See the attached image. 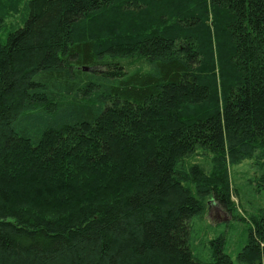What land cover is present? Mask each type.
<instances>
[{
    "label": "trees",
    "instance_id": "trees-1",
    "mask_svg": "<svg viewBox=\"0 0 264 264\" xmlns=\"http://www.w3.org/2000/svg\"><path fill=\"white\" fill-rule=\"evenodd\" d=\"M27 8L0 40V264H236L194 249L210 201L238 212L233 166L264 188V0ZM246 219L238 259L264 264Z\"/></svg>",
    "mask_w": 264,
    "mask_h": 264
},
{
    "label": "rangeland",
    "instance_id": "rangeland-1",
    "mask_svg": "<svg viewBox=\"0 0 264 264\" xmlns=\"http://www.w3.org/2000/svg\"><path fill=\"white\" fill-rule=\"evenodd\" d=\"M28 1L0 0V7L6 12H9L11 8L17 11L6 17L4 27L0 31L1 42L6 43L10 33L24 26L29 12ZM202 159V153L198 151L189 158V161L200 162ZM254 161L247 160L231 168L232 187L236 190L234 194V202L238 211L236 214L231 215L214 200L209 202L203 225L199 224L197 228L198 243L194 252L200 260H212L210 241L223 237L224 252L228 253L236 264H245L239 261L238 255L247 244L249 237L251 224L246 217L256 214L264 206V188L259 186L258 179L261 171L254 165ZM17 186H21L20 183Z\"/></svg>",
    "mask_w": 264,
    "mask_h": 264
},
{
    "label": "water",
    "instance_id": "water-1",
    "mask_svg": "<svg viewBox=\"0 0 264 264\" xmlns=\"http://www.w3.org/2000/svg\"><path fill=\"white\" fill-rule=\"evenodd\" d=\"M85 71H89L88 69H85Z\"/></svg>",
    "mask_w": 264,
    "mask_h": 264
}]
</instances>
